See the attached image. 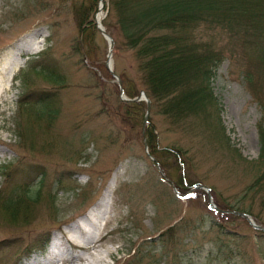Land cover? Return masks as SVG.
Instances as JSON below:
<instances>
[{"label": "rangeland", "instance_id": "rangeland-1", "mask_svg": "<svg viewBox=\"0 0 264 264\" xmlns=\"http://www.w3.org/2000/svg\"><path fill=\"white\" fill-rule=\"evenodd\" d=\"M79 1L85 0H0V80L6 85L0 97V164L36 161L47 169V180L41 188V212L34 221L14 228L0 221V264L40 261L44 255L35 249V242L41 237L49 251L58 226L76 240L75 245L80 244L83 241L69 225L98 203L102 208L89 226L90 235L95 238L97 228L106 234L100 245L114 251L106 264H264V231L254 228L244 217L215 210L218 202L263 216L259 196L244 194L255 177L253 167L226 146L195 137L194 129L191 133L187 128L174 129L157 109L150 108L147 122L155 127L158 144H181L190 149L194 158L189 166H182L181 172L207 187L211 200L204 188L181 197L175 188L177 166L161 168L148 153L142 132L149 122L144 127L142 123L131 127V121L121 122L123 108L111 109L115 107L117 86L104 65L109 42L98 32L96 50L90 57L77 50L72 7ZM102 13L103 28L116 38L109 56L110 69L118 76L124 72L135 77L134 57L122 44L116 17L107 16V8ZM47 47L64 76V86L50 128L53 147L39 150L18 142L16 102L27 89L36 87L40 91L52 86L39 75L26 73ZM31 49L33 52H29ZM17 61L10 84L6 76ZM238 64L225 59L211 85L231 145L241 157L254 161L260 151L259 132L264 121ZM22 75L27 78L26 90ZM101 97L109 110L103 108ZM45 139L49 140V135L38 132L36 143ZM19 182L31 191L39 184L35 177ZM14 185L0 173V194ZM61 219L68 221L59 225ZM177 224L182 226L180 230ZM46 227L52 231L39 232ZM170 227H174V235L164 245V232ZM15 235L29 238L28 244L23 247L9 243ZM221 240L226 245L220 249ZM97 249L102 251L103 247Z\"/></svg>", "mask_w": 264, "mask_h": 264}, {"label": "trees", "instance_id": "trees-1", "mask_svg": "<svg viewBox=\"0 0 264 264\" xmlns=\"http://www.w3.org/2000/svg\"><path fill=\"white\" fill-rule=\"evenodd\" d=\"M98 3L99 0H85L75 2L72 7L77 29L76 48L86 57L96 50L98 30L94 15ZM104 7H107V16L116 17L122 44L134 57L135 77L124 72L119 75L126 97L134 98L143 90L150 101V108L157 109L169 126L180 130L187 128L190 133L194 129L195 137L208 138L226 146L253 167L255 177L246 186L244 194L259 196L263 205L262 217L239 207L215 204L221 210L247 212L264 227V127L261 125L259 132L258 157L254 161L241 157L225 134L220 116L221 106L211 85L216 69L225 59L240 62L237 66L252 97L261 107V122L264 121V0H105ZM105 25L109 27L108 23ZM107 32L116 42L113 33ZM50 55V47H47L38 55V62L31 65L26 73L39 75L52 86L40 91L36 87L27 89L17 102L15 133L20 145L32 149L53 147L50 128L59 111V93L64 86V76ZM90 60L93 64H99L98 60ZM23 76L26 90L27 78ZM115 90V107L111 109L123 108L121 122L126 124L131 121V127L142 123L146 103L122 101L117 88ZM101 103L103 108L109 110L104 98ZM148 122L142 132L148 153L161 168L169 170L171 166H177L175 187L185 194L199 184L181 172L182 166H189L194 158L189 154L190 149L181 144L160 147L156 129ZM38 132L49 135L50 141L45 139L36 143ZM0 173L15 184L10 191L0 194L1 223L10 228L29 226L42 204L41 188L47 180L46 167L36 161L18 160L16 163L0 164ZM32 177L39 183L35 191L19 182ZM54 201L50 202L51 206ZM51 206L48 205L49 208ZM179 226L177 224L178 230L182 228ZM164 234L166 245L173 238L174 227L168 228ZM220 243V249L226 245L222 244V240ZM46 244L40 237L35 242V249L43 250Z\"/></svg>", "mask_w": 264, "mask_h": 264}, {"label": "bare ground", "instance_id": "bare-ground-1", "mask_svg": "<svg viewBox=\"0 0 264 264\" xmlns=\"http://www.w3.org/2000/svg\"><path fill=\"white\" fill-rule=\"evenodd\" d=\"M102 9H103V2L101 1L99 9L96 13V19L99 22H101V20L103 18ZM39 42H41V40H39ZM33 50L34 49H31V50H29V52H33ZM18 61L20 62V60H18ZM18 61L15 63L14 69L9 71L10 73L7 74V76H6L7 78H10L12 76V73L18 68V65H19ZM5 86H6L5 82H2V80H0V94H3V88ZM101 208H102L101 203L96 204L81 219L75 220L72 224L69 225V228H70V226H74L76 234L78 235V237H80L81 241H83V242H80V244L75 245L76 240L73 237L69 236L68 232L66 230L62 229L61 226H58L57 227L58 235L53 237L49 252L54 254L55 256H58V255L63 254V253L67 254L68 256H72L75 248L86 247L89 250L92 248L94 251L90 250V254L88 255V257L85 256V257L81 258L80 255L77 254V255L73 256V258H75L76 260L88 258L87 264H103V263H105L107 258H113V256H114L113 249L108 247V246L100 245V243L104 241L106 234L101 233V229L97 228L96 229V231H97L96 237L92 238L90 235V227L89 226L93 225L95 215L98 212V210ZM40 212L38 210L34 214L33 221H34L35 217ZM67 221H68L67 219H61L59 221V225H62L64 223H66ZM109 221H110V219L107 220V222H109ZM47 231L51 232L52 230H48L46 227L45 229H43L42 231H39V232L46 233ZM33 234H35V233H33ZM28 239L29 238L24 237L22 235H15L9 240V243H12L14 245H22L23 247H25L28 244L27 243ZM100 246L103 247L102 251H99L97 249ZM73 248H74V250H73ZM55 256H53V257L55 258ZM39 263L40 262L37 259H33L29 264H39Z\"/></svg>", "mask_w": 264, "mask_h": 264}, {"label": "water", "instance_id": "water-1", "mask_svg": "<svg viewBox=\"0 0 264 264\" xmlns=\"http://www.w3.org/2000/svg\"><path fill=\"white\" fill-rule=\"evenodd\" d=\"M97 28H98V30L104 35V37L109 41L110 49H111V47H112V45H113V40H112L111 37L106 33V31H105V30L99 25L98 22H97ZM105 65H106V68L109 69V59L106 61V64H105ZM111 74H112L113 77L116 78L117 83H118V86H119V90H120V92H123V91H122V87H121V80H120L119 77H118L116 74H114L113 72H112ZM143 98L145 99V101H146V103H147V112H146V115H145V117H144V121H143V126H144V124H145V122H146V119H147V116H148V110H149V106H150L149 99L147 98L146 94L142 91V92L140 93V95H139L138 97H136L134 100H141V99H143ZM122 99H125V98H122ZM237 214H239L240 216L246 218V219H247V220H248V221H249L254 227L261 229L260 226L254 224V223L251 221V219H250V217H249L248 214L243 213V212H237Z\"/></svg>", "mask_w": 264, "mask_h": 264}]
</instances>
